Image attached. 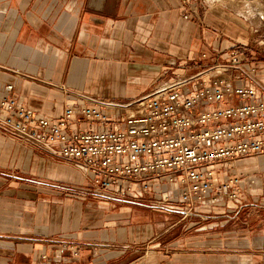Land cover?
<instances>
[{
  "label": "crops",
  "instance_id": "obj_1",
  "mask_svg": "<svg viewBox=\"0 0 264 264\" xmlns=\"http://www.w3.org/2000/svg\"><path fill=\"white\" fill-rule=\"evenodd\" d=\"M201 5L0 0V97L53 120L69 105L128 103L193 75L232 48L212 29L252 26ZM253 65L264 97V57ZM232 178L236 199L184 217L163 178L148 194L106 190L74 161L0 128V264H264V155L216 165L215 182Z\"/></svg>",
  "mask_w": 264,
  "mask_h": 264
},
{
  "label": "built area",
  "instance_id": "obj_2",
  "mask_svg": "<svg viewBox=\"0 0 264 264\" xmlns=\"http://www.w3.org/2000/svg\"><path fill=\"white\" fill-rule=\"evenodd\" d=\"M253 63L233 47L221 63L131 102L90 100L67 106L53 120L5 95L0 128L19 143L74 161L106 190L148 194L149 182L163 178L166 200L177 199L188 217L238 197L237 178L214 181L218 163L231 168L238 159L264 155V97L257 93Z\"/></svg>",
  "mask_w": 264,
  "mask_h": 264
},
{
  "label": "rangeland",
  "instance_id": "obj_3",
  "mask_svg": "<svg viewBox=\"0 0 264 264\" xmlns=\"http://www.w3.org/2000/svg\"><path fill=\"white\" fill-rule=\"evenodd\" d=\"M204 5H201L200 8H208L218 13L219 16L227 15L231 18L243 19L246 18L251 22L252 26L249 27H239L236 25L229 24V27L224 28H215L212 31L216 35L221 36V40L230 38L231 42L229 45L232 48H238L239 52L244 55L247 61L260 60L264 57V0H201ZM207 7H206V6ZM204 7V8H203ZM235 10H234V9ZM222 11V12H221ZM248 11V12H247ZM247 13V14H246ZM223 33V34H222ZM221 46V45H220ZM220 48V47H219ZM231 49L223 52L225 56L221 59L225 60ZM201 54L210 56V52L200 51ZM222 53V54H223ZM262 57V58H261ZM212 59V58H210ZM217 62L206 64L205 66L199 67L198 70L192 72H198L207 67L212 66L215 63H221L223 60L216 58ZM191 74V73H190ZM189 74V75H190ZM73 256V255H72ZM74 257V256H73Z\"/></svg>",
  "mask_w": 264,
  "mask_h": 264
},
{
  "label": "bare ground",
  "instance_id": "obj_4",
  "mask_svg": "<svg viewBox=\"0 0 264 264\" xmlns=\"http://www.w3.org/2000/svg\"><path fill=\"white\" fill-rule=\"evenodd\" d=\"M248 12V11H247ZM247 14V13H246Z\"/></svg>",
  "mask_w": 264,
  "mask_h": 264
}]
</instances>
